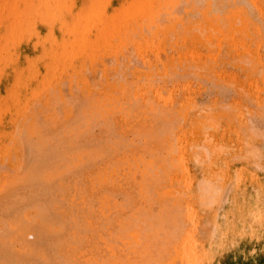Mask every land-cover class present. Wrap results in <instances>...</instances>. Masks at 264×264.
Listing matches in <instances>:
<instances>
[{
    "label": "bare ground",
    "instance_id": "bare-ground-1",
    "mask_svg": "<svg viewBox=\"0 0 264 264\" xmlns=\"http://www.w3.org/2000/svg\"><path fill=\"white\" fill-rule=\"evenodd\" d=\"M109 1L0 0V264H264V0H173L162 16L150 8L156 26L133 35L110 21L89 37L85 17ZM199 28L219 52L191 64L240 99L222 86L208 98L209 87L146 85L159 58L173 66L174 37L204 42ZM76 36L95 68L85 65L79 95L71 72L54 73ZM101 37L115 41L110 54ZM9 99L19 114L6 141ZM117 225L125 234L112 243Z\"/></svg>",
    "mask_w": 264,
    "mask_h": 264
},
{
    "label": "rangeland",
    "instance_id": "rangeland-1",
    "mask_svg": "<svg viewBox=\"0 0 264 264\" xmlns=\"http://www.w3.org/2000/svg\"><path fill=\"white\" fill-rule=\"evenodd\" d=\"M173 2V0H111L107 3V7H105L103 10H96L93 11V13L95 14L94 16H89V17H85V21L87 23V32L89 33V37L90 36H96V32L95 30L97 28H101L103 29V31H106L110 21H113L112 23L114 24L113 27L111 28V30L113 31H119L120 27H118V23L122 22V24L128 28L129 32L132 33L133 35L136 34V31L140 28V25L143 23H147L148 25L153 24L154 26L157 25V17L156 20L151 12V9H153L157 14L159 13L160 16H162L164 14V6L168 3V2ZM178 0H174V2L177 3ZM177 5L179 6V3H177ZM178 6H172L173 10H174V15L177 14V10H178ZM151 8V9H150ZM110 9H113L114 13L112 18L108 15V13H106V11H109ZM221 11V10H220ZM105 12V13H104ZM171 21V20H170ZM111 23V24H112ZM172 22H169L168 25H166V27L164 29H161L159 32L156 33V37L155 41L157 43V40L159 37H161L160 39L163 41L164 43V35L162 34V32L171 24ZM102 31V32H103ZM101 32V33H102ZM196 32H198L202 38L204 39V42H193L192 37L190 36V34L186 35V41L182 39H179V36H182L181 34L176 37L173 38V41H175L174 46H173V53H174V57L171 61L172 65H169V58L167 60L164 59V61L162 59L159 58V60L155 63H153L154 65H158L161 64L163 66V71L159 72L157 70V68L154 70V72H156L157 74H154V78L152 80H150V82H148V84H146L147 86L151 87L153 85L157 86V87H161L163 85H169L170 88H174V85H178V86H186L187 84H189L190 86H192L195 90L198 91V88H204L206 89V87H209V89L211 90L210 93L206 92L207 94H205L208 98H213L217 95H219L222 92H217L219 89V85L217 83L216 78H214V76H211L210 78H208V68L207 66H203L206 69H201L198 68L197 65L196 67H194L195 65L191 64L193 63V58L191 57L192 53H196L198 55H201L203 59L204 55L206 54H218L219 52V46L217 45L215 40H205V36H206V31L202 30V29H196ZM100 40V47L97 48L98 52H105L110 54L111 53V49L116 47V43L114 40H112V46L109 45V43H107L106 41H104V39L101 37ZM74 42V47H71L68 51H67V61H65L64 63H57L54 67V73L55 75H57L58 78H62V76H64L66 71L71 72L72 74V78L74 80L75 83H77L78 85L83 86V88L76 86L74 94L76 93L77 95L81 94V91L87 86L86 84V79H85V75L83 76L82 71L85 68L86 64L88 65V73L92 74L95 70V68L93 67L94 64V58H93V50L91 47V43L86 39V38H79V37H75ZM120 47H118L119 49ZM149 51H154L156 53L157 56H162L163 58L165 56L170 57L171 59V54L169 51L166 50L165 46L163 44H158V46L156 45H151V48L149 49ZM228 51H225L224 55H228ZM216 54V55H217ZM113 57L115 56L114 53H112ZM229 56L232 59L237 58V56L235 55V51L233 50L232 53H229ZM85 59V61L83 59ZM239 60L234 61V63H236ZM240 62V61H239ZM66 64V66H65ZM224 67L227 66L228 69H224V67H222L225 71H229L230 73H234V74H239V70L235 73V66L233 65H228V64H223ZM253 66V64H252ZM186 68H193L194 69V75L190 76V77H180V78H175L174 81L172 80V82H167L166 81V77L168 76L167 74H169V72L171 70H183ZM219 68V67H218ZM221 68V70H223ZM217 69V68H216ZM223 70V71H224ZM167 71V72H166ZM220 71V68L219 70ZM217 70L215 72H218ZM228 71L226 73H228ZM101 72L99 71V81H97L95 83L96 89L98 91L103 89V86H101ZM153 72V73H154ZM166 72V73H165ZM215 72L213 73L215 75ZM165 73V74H163ZM160 74V75H159ZM152 76V77H153ZM151 77V78H152ZM63 79V78H62ZM64 80V79H63ZM214 80V81H213ZM215 80H216V85H218V88L214 89L216 87L215 84ZM206 82V83H205ZM49 85H52V81H50ZM215 86V87H213ZM224 92L225 90L228 91L229 93L224 95L223 93L221 94V96L225 97V95L227 96H231V97H225L227 99V101L229 102L228 98L230 100H234L235 95L236 97H238L237 94H234L235 92L226 89L224 86L221 87ZM213 89L216 91L213 92ZM221 89V91H222ZM180 92V91H179ZM181 94H185V92L179 93L178 95ZM77 95H74L75 97H78ZM245 95V94H244ZM243 95V97H244ZM247 95V94H246ZM248 96V95H247ZM32 100H31V104L30 106H33L35 104L38 103V95L36 92H33L31 94ZM249 97V96H248ZM245 98V97H244ZM242 99L246 102V99ZM86 99V98H85ZM237 99V98H236ZM238 99H240L238 97ZM87 100V99H86ZM85 102H89V99ZM241 100V101H242ZM247 100L251 101V98H247ZM254 101V100H252ZM255 103V102H253ZM249 104V103H248ZM250 105H252V103H250ZM253 106V105H252ZM250 106V107H252ZM16 106H14V101H11V99H9V103H5L3 105V108L1 110V139H5L6 141H9V135L14 134V131L17 129V115L19 114V112L17 111V109H15ZM96 120L100 121V118H96ZM97 121V122H98ZM101 122V121H100ZM99 123V122H98ZM103 123V121L101 122ZM101 126L99 125V128ZM98 128V126H97ZM96 128V132H100L99 128ZM191 141H189L190 143ZM168 154V153H167ZM166 154V155H167ZM1 171L4 170V168L1 166L0 168ZM153 185L149 186L150 191H152ZM137 190V189H136ZM169 210H171L170 208H172L171 206L167 207ZM113 236L111 239L112 243H118L117 241V237L119 235H124L125 234V229L123 226L121 225H117L115 226L114 230H113Z\"/></svg>",
    "mask_w": 264,
    "mask_h": 264
}]
</instances>
